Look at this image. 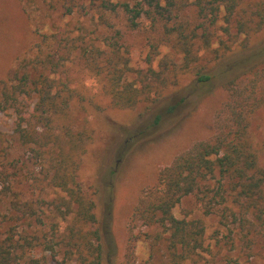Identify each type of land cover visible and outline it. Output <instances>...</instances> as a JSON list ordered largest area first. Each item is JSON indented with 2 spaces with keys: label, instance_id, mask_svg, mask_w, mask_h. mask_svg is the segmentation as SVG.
Instances as JSON below:
<instances>
[{
  "label": "trees",
  "instance_id": "16d2710c",
  "mask_svg": "<svg viewBox=\"0 0 264 264\" xmlns=\"http://www.w3.org/2000/svg\"><path fill=\"white\" fill-rule=\"evenodd\" d=\"M43 1L51 11L96 20V26L82 24L77 35L36 31L13 75L0 81V113L14 116V136L46 170L53 190L21 189L15 165L0 163V264H102L95 202L79 181L89 137L72 128L76 92L68 65L80 63L101 80L117 109L151 106L187 76L196 86L210 85L217 78L213 63L249 52L264 33V0ZM139 32L144 67L132 65L130 37ZM227 66L221 76L229 97L215 135L178 155L143 192L122 264H136L143 228L153 231L146 238L153 255L162 252L161 264H198L206 227L175 210L199 191L206 214L220 210L231 251L249 261L264 242V167L250 130L251 116L264 110V45Z\"/></svg>",
  "mask_w": 264,
  "mask_h": 264
},
{
  "label": "rangeland",
  "instance_id": "374dc122",
  "mask_svg": "<svg viewBox=\"0 0 264 264\" xmlns=\"http://www.w3.org/2000/svg\"><path fill=\"white\" fill-rule=\"evenodd\" d=\"M95 21L79 15L70 18L59 9L51 11L43 0H0V81L13 75L18 60L32 46L36 31L60 36L71 31L72 35H77L81 33L82 24L89 30L95 29ZM142 34L130 37L135 67L145 66ZM253 43L249 52L238 51L222 63H213L212 72L217 78L210 85L196 86L187 76L158 103L151 106L142 103L130 110L113 107L101 80L82 64L68 65L71 87L76 92L70 112L72 128L75 132L86 131L89 137L79 181L95 202L104 250L102 264L124 262L133 210L143 192L156 185L159 171L194 143L215 135L218 113L229 97L221 75L228 73L227 65L238 60L240 55L260 50L264 45V33L254 38ZM250 130L260 165L264 167L263 109L251 116ZM28 152L14 136V116L0 113V163L15 165L21 189L33 192L40 187L51 194L53 190L45 181L46 170ZM200 197L199 191L184 199L175 210L178 218L199 219L206 227V252L198 264H228L229 259H237L240 264H264V242L255 248V256L249 261L231 251L225 242L228 231L220 223V210L216 208L219 213L206 214L205 206L198 200ZM141 230L144 237L137 243L136 264H161L162 252L153 255L146 238L153 231Z\"/></svg>",
  "mask_w": 264,
  "mask_h": 264
}]
</instances>
